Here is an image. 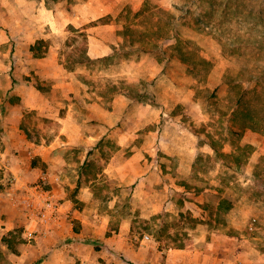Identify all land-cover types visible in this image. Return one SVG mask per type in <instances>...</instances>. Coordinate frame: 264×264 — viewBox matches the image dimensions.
I'll return each instance as SVG.
<instances>
[{"label": "rangeland", "instance_id": "1", "mask_svg": "<svg viewBox=\"0 0 264 264\" xmlns=\"http://www.w3.org/2000/svg\"><path fill=\"white\" fill-rule=\"evenodd\" d=\"M129 2L119 17L126 43L114 58L91 62L84 77L102 88L105 107L119 104L118 125L87 145L98 213L111 215L116 185L103 170L112 157L153 149L171 169L179 166L188 191L175 196L179 214L139 217L135 233L154 234L152 244L168 254L182 249L188 264H264V0ZM66 37L62 56L84 59L85 33L59 36ZM15 99L6 101L10 108L0 104V121L16 118ZM24 124L36 146L65 153L60 119L31 112ZM123 130L132 135L127 143L119 141ZM14 146L0 139V193L17 183L3 158L7 149L19 153ZM130 210L125 199L114 221Z\"/></svg>", "mask_w": 264, "mask_h": 264}, {"label": "crops", "instance_id": "2", "mask_svg": "<svg viewBox=\"0 0 264 264\" xmlns=\"http://www.w3.org/2000/svg\"><path fill=\"white\" fill-rule=\"evenodd\" d=\"M129 1L0 0V104L10 108L6 101L13 96L17 104L11 110L18 112L16 118L0 121V132L4 128L0 139L19 150L12 154L7 149L3 155L17 183L0 193V264H188L178 254L182 249H170L168 254L152 244L154 234L135 233L139 217L181 212L176 197L188 189L176 176L181 174L179 166L171 169L153 149L128 156L121 151L112 157L103 170L116 185L109 201L111 215L98 213L101 202L95 180L85 166L90 161L87 145L102 141L110 127L118 125L113 119L119 110L117 103L110 108L103 105L102 88L88 87L85 73L91 74V62L114 58L126 43L119 17ZM72 28L73 33H85L84 59L62 56L68 38L59 36L72 33ZM39 42L41 52L36 50ZM31 112L62 121L63 136L57 140L63 139L65 153L44 150L28 139L23 127ZM123 132L119 141L127 143L132 135ZM46 176L62 204L61 219L41 226L29 241L26 230L34 224L22 199L34 182ZM125 199L134 210L115 222L112 213L124 207Z\"/></svg>", "mask_w": 264, "mask_h": 264}, {"label": "built area", "instance_id": "3", "mask_svg": "<svg viewBox=\"0 0 264 264\" xmlns=\"http://www.w3.org/2000/svg\"><path fill=\"white\" fill-rule=\"evenodd\" d=\"M46 176L32 186V191L26 192L22 199L27 210L30 221L34 224L31 229L26 230V238L33 240L41 226L58 224L62 215V204L48 183Z\"/></svg>", "mask_w": 264, "mask_h": 264}, {"label": "trees", "instance_id": "4", "mask_svg": "<svg viewBox=\"0 0 264 264\" xmlns=\"http://www.w3.org/2000/svg\"><path fill=\"white\" fill-rule=\"evenodd\" d=\"M40 44L42 43V42H39ZM35 49V48H34Z\"/></svg>", "mask_w": 264, "mask_h": 264}]
</instances>
